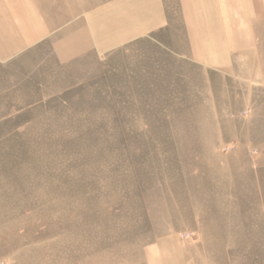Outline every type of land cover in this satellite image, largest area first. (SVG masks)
Wrapping results in <instances>:
<instances>
[{
  "label": "rangeland",
  "instance_id": "374dc122",
  "mask_svg": "<svg viewBox=\"0 0 264 264\" xmlns=\"http://www.w3.org/2000/svg\"><path fill=\"white\" fill-rule=\"evenodd\" d=\"M166 3L0 25V264H264V18L202 42Z\"/></svg>",
  "mask_w": 264,
  "mask_h": 264
},
{
  "label": "crops",
  "instance_id": "0c3cea01",
  "mask_svg": "<svg viewBox=\"0 0 264 264\" xmlns=\"http://www.w3.org/2000/svg\"><path fill=\"white\" fill-rule=\"evenodd\" d=\"M92 0H0V9H9L7 14L0 15V25L22 26L25 27V35L23 39L34 41L42 34V26L45 23L42 18L41 11L49 8L53 10V16L56 20L62 19L57 12L61 5L79 8L82 3L91 4ZM181 15L190 35L197 36L199 33L201 38H194L202 42H231L234 40L233 27L238 25L237 19L243 16L245 23L253 24L256 19L264 18V0H178ZM51 3L52 5H47ZM46 4V5H45ZM15 7L20 10L16 14L11 13L10 8ZM121 8L123 11L131 10L135 12L136 17L131 15L125 18V12L122 17V26L129 27L128 33H132V37L126 40L135 39L141 35L149 33L152 27L162 26L169 19L166 0H121ZM152 9L153 13L148 16L146 11ZM10 11V12H9ZM9 12V13H8ZM129 16V15H128ZM148 16V17H147ZM155 18L150 22L148 18ZM71 21H56V26L67 24L87 25L91 26L88 18L82 22L79 15L73 13ZM74 35L77 32L74 30ZM208 36V37H207ZM207 37V38H206ZM193 41V39H191ZM80 42V41H79ZM222 54L218 53L217 57ZM216 57L215 55H209Z\"/></svg>",
  "mask_w": 264,
  "mask_h": 264
}]
</instances>
